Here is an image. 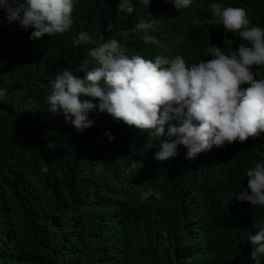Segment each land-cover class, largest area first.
<instances>
[{
  "label": "trees",
  "instance_id": "trees-1",
  "mask_svg": "<svg viewBox=\"0 0 264 264\" xmlns=\"http://www.w3.org/2000/svg\"><path fill=\"white\" fill-rule=\"evenodd\" d=\"M133 2L127 14L117 0H79L68 31L35 39L31 27L5 22L0 10V264H254L247 236L264 219V207L234 194L247 186V168L264 159V132L191 160L180 145L175 157L160 161L146 130L93 111L92 125L76 131L64 114L48 111L59 72L82 77V60L95 66L87 55L93 43L72 44L81 31L93 40L115 38L129 56L147 59H208L209 44L227 51L223 26L204 22L212 0L180 10L169 0H150L146 8ZM225 3L244 7L250 22L264 27V0ZM141 19L155 20L147 32L155 43L134 30ZM227 38L233 49L247 43L232 33ZM147 187L161 195L142 198Z\"/></svg>",
  "mask_w": 264,
  "mask_h": 264
},
{
  "label": "clouds",
  "instance_id": "clouds-1",
  "mask_svg": "<svg viewBox=\"0 0 264 264\" xmlns=\"http://www.w3.org/2000/svg\"><path fill=\"white\" fill-rule=\"evenodd\" d=\"M79 0H0L7 23L16 22L23 30L31 27L29 39L44 34L53 36L68 31L74 23L73 11ZM175 9H186L193 0H169ZM145 8L150 0H137ZM133 0H117L119 11L130 14ZM207 25H222L224 47L209 44L210 58L188 62L181 54H157L151 59L139 54L129 56L115 38L101 40L85 31L72 39L74 46L93 43L88 60L79 64V76L65 68L50 82L46 97L50 114L62 113L76 131L92 125L90 112H105L113 119L146 130L156 142L153 159L166 160L177 155L178 146L185 149L184 158L193 159L212 146H223L234 140L243 142L249 136L264 132V27L252 24L244 7L212 0L208 4ZM154 19L139 20L134 30H142L146 43H155L147 34ZM232 33L247 43L229 47ZM5 89L0 88V97ZM88 97L90 99H83ZM109 140L114 137L105 132ZM47 148L54 149L52 141ZM147 147H152L149 141ZM264 155V154H262ZM135 168L140 163H132ZM47 166L40 171L47 172ZM247 186L234 194L237 201L264 207V159L248 167ZM160 192L147 187L142 198L159 197ZM249 233L250 257L261 264L264 257V219Z\"/></svg>",
  "mask_w": 264,
  "mask_h": 264
}]
</instances>
